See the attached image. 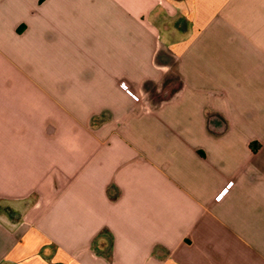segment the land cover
Wrapping results in <instances>:
<instances>
[{
  "label": "crops",
  "instance_id": "0c3cea01",
  "mask_svg": "<svg viewBox=\"0 0 264 264\" xmlns=\"http://www.w3.org/2000/svg\"><path fill=\"white\" fill-rule=\"evenodd\" d=\"M0 264H264V0H0Z\"/></svg>",
  "mask_w": 264,
  "mask_h": 264
},
{
  "label": "built area",
  "instance_id": "2783aa9c",
  "mask_svg": "<svg viewBox=\"0 0 264 264\" xmlns=\"http://www.w3.org/2000/svg\"><path fill=\"white\" fill-rule=\"evenodd\" d=\"M120 86L127 92L129 93L135 100L139 99V96L134 94L129 88L127 83L125 81H121ZM231 181L216 195V198H220L221 195L226 191L227 187L231 185Z\"/></svg>",
  "mask_w": 264,
  "mask_h": 264
},
{
  "label": "rangeland",
  "instance_id": "374dc122",
  "mask_svg": "<svg viewBox=\"0 0 264 264\" xmlns=\"http://www.w3.org/2000/svg\"><path fill=\"white\" fill-rule=\"evenodd\" d=\"M121 83V82H120ZM129 88V87H128Z\"/></svg>",
  "mask_w": 264,
  "mask_h": 264
}]
</instances>
